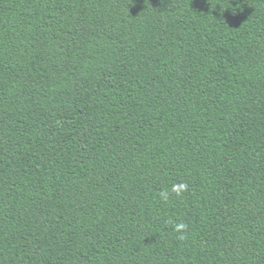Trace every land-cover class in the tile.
I'll list each match as a JSON object with an SVG mask.
<instances>
[{
    "label": "trees",
    "instance_id": "obj_1",
    "mask_svg": "<svg viewBox=\"0 0 264 264\" xmlns=\"http://www.w3.org/2000/svg\"><path fill=\"white\" fill-rule=\"evenodd\" d=\"M0 264H264V0H0Z\"/></svg>",
    "mask_w": 264,
    "mask_h": 264
},
{
    "label": "clouds",
    "instance_id": "obj_2",
    "mask_svg": "<svg viewBox=\"0 0 264 264\" xmlns=\"http://www.w3.org/2000/svg\"><path fill=\"white\" fill-rule=\"evenodd\" d=\"M185 187H186V185H184V184H181V185H178V186L174 185V186H173V191H175V192L179 195L180 191L183 190ZM160 195L163 197V199L167 200V198H168V194H167V192H161ZM184 228H186V225H184V224H182V223L176 225V230H177L178 232H179L180 230L184 229ZM179 238H180V239H183L184 237H183V235H181Z\"/></svg>",
    "mask_w": 264,
    "mask_h": 264
}]
</instances>
